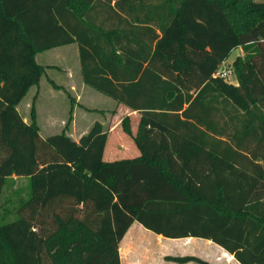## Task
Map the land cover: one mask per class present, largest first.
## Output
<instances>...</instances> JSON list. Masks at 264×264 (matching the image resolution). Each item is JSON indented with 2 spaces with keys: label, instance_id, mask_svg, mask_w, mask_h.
<instances>
[{
  "label": "trees",
  "instance_id": "1",
  "mask_svg": "<svg viewBox=\"0 0 264 264\" xmlns=\"http://www.w3.org/2000/svg\"><path fill=\"white\" fill-rule=\"evenodd\" d=\"M73 43L85 84L137 113L138 157L104 161L100 122L76 142L18 113L36 55ZM238 47L233 85L215 74ZM133 223L264 264V0H0V264H120Z\"/></svg>",
  "mask_w": 264,
  "mask_h": 264
},
{
  "label": "crops",
  "instance_id": "2",
  "mask_svg": "<svg viewBox=\"0 0 264 264\" xmlns=\"http://www.w3.org/2000/svg\"><path fill=\"white\" fill-rule=\"evenodd\" d=\"M234 50H236L237 52L236 56L230 62L227 59L225 63L231 65L236 57L243 55L241 47H238ZM48 51L52 52L51 59L56 62L52 64L47 63L42 65L45 67V72L42 77H45L47 84L45 95L42 94L40 81L37 86L32 87L35 88L31 98V104H33L34 106L36 123L38 125V117L41 116H44L51 121L61 117V129L57 133L64 131L66 135L77 142L81 138V136L89 130L91 125L96 122L94 121L93 123H90L89 116L92 113L100 114V112L97 111H99L100 109H104L97 108L95 106V102H97L101 98L99 95L101 93L91 88L83 81L78 46L76 43L61 46ZM71 64H73V67L70 66ZM232 76L235 78L233 74ZM54 85L57 86L58 89H56ZM233 85H237L236 78ZM32 88H30L29 90H31ZM63 96H66L70 105L69 118H67V120H63L64 115L67 111L66 102L64 101ZM104 100H106V102L109 104L108 106H110V104H113L111 109L109 107V110L106 112L104 111L103 113L105 115L107 114V116L109 117V120L106 123L108 126L101 122V124H103L108 129V139L105 147L108 146L107 151H110V159H112L108 162L138 157L140 153L135 147L132 139L119 128L121 124L120 117L128 116L130 118L131 131L134 134L137 130V113L130 112L122 105H117L109 97H107V99L101 98L102 102H104ZM119 113H121V116H117ZM22 118L26 123L30 121L29 115L27 118ZM118 130H120L119 133ZM118 155H122V157L124 158H115L118 157ZM13 179L17 180L15 177H13ZM21 179H24L27 184V180L25 178ZM132 226H130V229ZM189 239L202 242L203 246L207 247L208 250L207 254H204L203 252L202 254H193L191 256L198 257L206 261L208 264H239L230 254H228L226 251H224L222 248L212 243L211 241L194 238Z\"/></svg>",
  "mask_w": 264,
  "mask_h": 264
},
{
  "label": "rangeland",
  "instance_id": "3",
  "mask_svg": "<svg viewBox=\"0 0 264 264\" xmlns=\"http://www.w3.org/2000/svg\"><path fill=\"white\" fill-rule=\"evenodd\" d=\"M50 51H44L42 53H38L36 55V61L40 64H47V63H55L53 59H51ZM237 52L233 50L228 58L230 62L235 56ZM71 63V62H70ZM70 66L73 67V64ZM227 82L233 84L235 83V78L230 75L227 79ZM40 87L42 94L45 95L46 93V80L45 77H42L40 80ZM35 88L29 90V92L24 96L21 102L17 106L18 113L22 116L27 118L29 115V107L31 104V98L33 95ZM63 95V94H62ZM100 97L103 99H107V97L99 94ZM64 97V101L66 102L67 111L64 115L63 120H67L69 118V101ZM98 100L95 102V106L97 108H104L100 109L97 112L100 114L92 113L89 116V122L93 123L94 121H99L100 123H106L109 120L107 114H103L104 111H108L109 107L112 108L113 104H109L104 100V102ZM62 101V100H61ZM117 116H121L119 113ZM60 117V116H59ZM61 118V117H60ZM56 118L55 120H49L48 118L41 116L38 117V125H39V134L41 137H45L52 133H57L61 129V121L62 119ZM123 116L120 117L122 119ZM81 119V118H80ZM111 120V118H110ZM108 126V125H107ZM120 130L122 131L121 125L119 126ZM118 130V133L120 132ZM110 142V140H109ZM108 147V146H107ZM107 147L103 152L102 159L104 161H110V151H107ZM115 158H124L122 155H118ZM26 181L24 179H11L7 182L5 187L2 202L4 203V208L7 209L8 214L6 215V220H13L15 218V211L17 208L16 200L18 197L24 198L27 193V186ZM133 225V226H132ZM131 229L126 232L125 236L119 243V254H120V262L121 264H181L177 262H173L167 257H185L191 256L193 254H204L208 253L207 247L203 246L202 242L192 240V239H164L161 236H156L153 233L144 230L138 224H132ZM182 264H194L192 262L182 263Z\"/></svg>",
  "mask_w": 264,
  "mask_h": 264
},
{
  "label": "built area",
  "instance_id": "4",
  "mask_svg": "<svg viewBox=\"0 0 264 264\" xmlns=\"http://www.w3.org/2000/svg\"><path fill=\"white\" fill-rule=\"evenodd\" d=\"M215 75L219 78L227 80L228 77L232 75V66L227 63H223Z\"/></svg>",
  "mask_w": 264,
  "mask_h": 264
}]
</instances>
